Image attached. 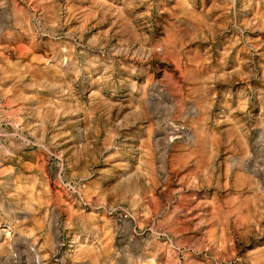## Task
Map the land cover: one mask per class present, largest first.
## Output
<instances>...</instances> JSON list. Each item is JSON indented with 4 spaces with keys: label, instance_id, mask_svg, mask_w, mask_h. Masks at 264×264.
Masks as SVG:
<instances>
[{
    "label": "rangeland",
    "instance_id": "obj_1",
    "mask_svg": "<svg viewBox=\"0 0 264 264\" xmlns=\"http://www.w3.org/2000/svg\"><path fill=\"white\" fill-rule=\"evenodd\" d=\"M0 77V264H264V0H0Z\"/></svg>",
    "mask_w": 264,
    "mask_h": 264
},
{
    "label": "bare ground",
    "instance_id": "obj_2",
    "mask_svg": "<svg viewBox=\"0 0 264 264\" xmlns=\"http://www.w3.org/2000/svg\"><path fill=\"white\" fill-rule=\"evenodd\" d=\"M61 3V6H62V4H64V2L62 1V2H60ZM59 5V4H58ZM60 9V8H59ZM6 10V9H5ZM37 68V67H36ZM60 68H62V67H60ZM10 69V68H9ZM15 70H17V68L15 69ZM46 70V69H45ZM50 72V71H49ZM52 72H55V71H52ZM43 74H44V72H43ZM51 74V73H50ZM55 74V73H54ZM19 75V74H18ZM29 75V74H28ZM57 75V74H56ZM59 75V74H58ZM57 75V76H58ZM14 76V75H13ZM26 76V75H25ZM33 76V75H32ZM5 77V76H4ZM19 77H20V75H19ZM19 77H17V78H19ZM23 77V76H22ZM59 77V76H58ZM1 78V77H0ZM16 80V79H15ZM59 80V79H58ZM20 81V80H19ZM37 81V80H36ZM12 82V81H11ZM10 82V83H11ZM42 82V81H41ZM45 82V81H44ZM34 83H35V81H34ZM39 83H40V81H39ZM43 85V84H42ZM52 86V85H51ZM57 87H58V85H57ZM59 89V88H58ZM49 107V106H48ZM144 165V164H143ZM130 169V168H129ZM139 170H140V168H139ZM143 171V170H142ZM141 171V172H142ZM139 172V171H138ZM137 172V173H138ZM141 172H139V173H141ZM143 175V174H142ZM140 176H141V174H140ZM141 177H143V176H141ZM145 177V176H144ZM143 177V178H144ZM130 201V200H129ZM131 202V201H130ZM133 203H134V200H133ZM7 238H9V237H7ZM85 245V244H84ZM69 246H70V249H72V248H74L76 245H75V243H74V240H71L70 241V243H69Z\"/></svg>",
    "mask_w": 264,
    "mask_h": 264
}]
</instances>
